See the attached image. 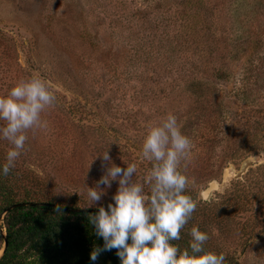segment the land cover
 Returning a JSON list of instances; mask_svg holds the SVG:
<instances>
[{"label":"rangeland","instance_id":"374dc122","mask_svg":"<svg viewBox=\"0 0 264 264\" xmlns=\"http://www.w3.org/2000/svg\"><path fill=\"white\" fill-rule=\"evenodd\" d=\"M35 75L57 100L16 166L54 199L88 207L104 151L144 183V136L171 113L192 142L182 170L198 219L218 212L215 245L264 264V0H0V96ZM10 147L0 139V157Z\"/></svg>","mask_w":264,"mask_h":264},{"label":"clouds","instance_id":"9594fccd","mask_svg":"<svg viewBox=\"0 0 264 264\" xmlns=\"http://www.w3.org/2000/svg\"><path fill=\"white\" fill-rule=\"evenodd\" d=\"M56 100L52 84L40 75L20 80L7 95L0 96V139L11 145L0 161V175L6 176L15 168L25 149L27 132L47 128L42 114ZM191 148V139L181 131L176 116L169 113L144 136L141 159L151 163L144 183L133 180L135 163L121 168L111 162L108 151L101 153L102 162L108 166L95 186H87L88 207L101 200L113 181L118 182V189L107 210L100 206L91 216L96 235L104 241L103 248L91 251L92 264L102 252L113 249L121 264H225L223 252L205 250L209 235L197 226L190 230L188 248L181 251L173 243L180 239L197 207L187 191L189 177L182 170ZM145 184L150 188L148 194Z\"/></svg>","mask_w":264,"mask_h":264},{"label":"trees","instance_id":"16d2710c","mask_svg":"<svg viewBox=\"0 0 264 264\" xmlns=\"http://www.w3.org/2000/svg\"><path fill=\"white\" fill-rule=\"evenodd\" d=\"M3 158L0 157V161ZM46 184L30 170L15 166L6 176L0 175V264H92L91 251L103 248L104 241L91 225L96 212H71L49 206L25 205L5 211L20 202H50L68 208H93L80 204L77 195L54 199ZM99 208V207H96ZM107 209V207H105ZM195 210L181 230L180 239L173 241L181 251L188 248L190 230L197 226L209 235L205 250L224 251L215 245L213 228L223 224V217L205 207V220L198 219ZM225 254V264H235V258ZM96 264H121L116 250L104 251Z\"/></svg>","mask_w":264,"mask_h":264},{"label":"water","instance_id":"95a60500","mask_svg":"<svg viewBox=\"0 0 264 264\" xmlns=\"http://www.w3.org/2000/svg\"><path fill=\"white\" fill-rule=\"evenodd\" d=\"M25 205L49 206V207L59 208V209L71 211V212H96V211H98V208H68L66 206H62V205L54 204V203H50V202H30V203L20 202V203H15V204L10 205L5 211L12 209V208L19 207V206H25ZM5 245H6V242L4 241L3 246L0 250V256L3 253Z\"/></svg>","mask_w":264,"mask_h":264},{"label":"bare ground","instance_id":"6f19581e","mask_svg":"<svg viewBox=\"0 0 264 264\" xmlns=\"http://www.w3.org/2000/svg\"><path fill=\"white\" fill-rule=\"evenodd\" d=\"M207 192H204L203 195L205 196Z\"/></svg>","mask_w":264,"mask_h":264}]
</instances>
